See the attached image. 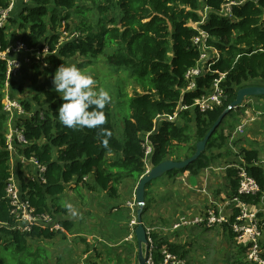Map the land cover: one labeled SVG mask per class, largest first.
<instances>
[{
	"label": "trees",
	"instance_id": "1",
	"mask_svg": "<svg viewBox=\"0 0 264 264\" xmlns=\"http://www.w3.org/2000/svg\"><path fill=\"white\" fill-rule=\"evenodd\" d=\"M30 1L13 17V22L28 48L48 47L44 59L47 66L32 59L28 67L22 68L23 81L17 82L15 92L25 111L18 118L28 140L23 154L45 164L46 181L42 184L25 180L22 172L17 173V179L35 211L51 213L67 232L72 229V222L64 218L68 210L62 198L67 186L81 185L115 196L126 178L137 184L144 172L141 141L146 133L150 132L152 166L166 159H185L194 153L196 143L204 138L239 88L264 85V0H233L237 3L231 6L230 16L222 13L227 0H84L89 4L82 0ZM7 4L8 0H0V11ZM204 6L207 10L203 14ZM191 24L206 30L210 35L208 43L221 53L213 69L225 72L220 83L225 100L211 111L183 110L178 120H155L157 115L172 114L179 102L191 104L217 77V73L202 75L196 78L195 88L186 89L185 73L199 58V51L192 44L197 31ZM69 30L78 32V37L60 42L62 33L68 37ZM7 35L5 28L0 30L1 49L17 37ZM100 55L113 69L135 73L142 90L124 96L127 103L121 127L114 118L112 99L104 109V125L68 128L58 120V108L63 101L54 89L55 72L62 64L78 67L91 64ZM79 58L82 59L77 61ZM5 70V60L0 59V256L9 252V258H0V264H39L41 248H33L34 241L55 233L37 227L30 233H22L13 228L15 222L5 194L10 176V155L5 148L8 122L2 103ZM26 82L34 91L29 95L23 89ZM236 109L226 117L233 116ZM223 121L200 157L187 168L174 169L165 175L197 174L215 164L222 155L221 149L228 144ZM240 156L263 191L264 169L257 163L258 151L242 149ZM227 176L230 196L238 195L236 169L228 168ZM150 183L145 186V194ZM239 197L252 203L259 200V195ZM146 209L144 200L143 221ZM152 237L156 248L165 243L156 235ZM168 247L185 257L183 247L176 244ZM233 264L242 263L236 260Z\"/></svg>",
	"mask_w": 264,
	"mask_h": 264
},
{
	"label": "crops",
	"instance_id": "2",
	"mask_svg": "<svg viewBox=\"0 0 264 264\" xmlns=\"http://www.w3.org/2000/svg\"><path fill=\"white\" fill-rule=\"evenodd\" d=\"M22 6V0H17L15 11L8 21L11 22L13 17L18 16ZM12 23V25L10 23L6 26L11 25L10 27L18 30L16 23ZM14 39H10V42ZM76 66L78 67V65ZM23 74L21 72L19 75V81L22 80ZM16 84L14 83L10 89V95L13 98H15L14 93L17 94L15 92ZM17 95L19 96V94ZM248 100H251L252 105L247 104L239 107V119L237 116L234 117L235 121H232L230 125L236 126L242 118H247L244 131L238 135H242L241 137L245 138L246 142L241 141L237 143L236 147L240 150H257V163L264 169V96L253 97ZM252 108L258 111L256 119L250 115ZM15 118L10 120L13 127L19 125V119L14 120ZM228 120L231 119L228 118ZM227 139V147L221 149L222 155L217 159V164L203 168L197 174L184 172L171 177L163 175L162 178L155 179L153 183L151 181L145 194L147 206L144 213L145 223L169 225L179 215L203 213L209 203L205 198L206 196L201 195L199 191L203 184H207L209 200L213 201L214 204H221L224 199L230 197L227 169L232 163L238 162L240 153L237 156L228 153V149H233L234 146L229 145L230 136ZM12 166L16 174L22 172L25 180L34 174L32 167L21 162V156L17 152L13 155ZM131 183V179H126L119 186L116 195L112 197L103 191H93L96 194L91 196L87 207L83 206L81 199L84 198V194H82L80 187L74 189V185L67 186L63 193V202L73 205L75 202L71 199L72 197L66 196V194L67 191L70 195L76 193L77 202L80 205L78 210L80 215L72 217L71 212L67 211L64 218L72 222V229L67 232V235L55 233L50 238L39 237L34 241V246L39 248V241L40 243H47L46 248L55 259V264H75L84 252H89L92 264H136L138 245L135 238H128L130 210L125 205L128 200L132 199V197H127L132 187ZM261 200H258L257 205L260 208L258 217L262 226L260 239L264 244V197ZM93 238H96L99 243ZM162 239L167 246L168 244H176L183 247L182 252L185 253L186 264H233L240 257V253L245 250V247L234 243V233L230 228L221 224L212 227L196 225L181 228L172 236L167 235ZM72 240L77 242V248H72L69 245L72 244Z\"/></svg>",
	"mask_w": 264,
	"mask_h": 264
},
{
	"label": "built area",
	"instance_id": "3",
	"mask_svg": "<svg viewBox=\"0 0 264 264\" xmlns=\"http://www.w3.org/2000/svg\"><path fill=\"white\" fill-rule=\"evenodd\" d=\"M17 0H8L7 6L0 11V30L4 29L7 22L12 18V14L16 8ZM254 2L258 0H253ZM23 6L29 5L30 0H22ZM237 3L233 0H227L223 5L222 13L230 16L231 6ZM22 6V8H23ZM21 8V9H22ZM207 8L203 7V14L206 13ZM196 29V34L192 38V44L199 51V58L196 64L189 68L185 73V80L187 81L186 89L191 90L196 86V78L206 74L217 73L214 77L209 89L198 97L194 98L191 104L178 103L172 114L157 115L155 120L166 118L170 121L178 120L179 113L183 110L198 109L200 112L211 111L216 107L222 106L225 100V92L220 83L225 77V72H218L213 69V65L218 62L221 57L219 50L208 43L210 38L209 33L197 24H191ZM70 31L68 37L62 33L60 42L68 39L74 40L78 37V32ZM10 42L5 49L0 48V59L5 60L6 70L3 90L6 92V98L3 102V110L7 116L8 130L5 134V148L10 155V176L5 187L6 199L9 204V211L12 215L16 228L22 233H30L34 227L39 229H48L54 233L67 234L66 229L59 223V221L49 212H36L35 208L30 204L28 196L23 193L20 182L17 179V174L13 170L12 162L14 153H19L21 162L32 167L34 174L27 177L31 181H37L42 184L46 179L44 176L46 166L40 162L36 157H26L23 154V149L28 145V140L24 134V128L21 125L13 127L10 120L18 116H22L25 111L21 102L10 95V89L13 83L19 81V75L23 67H28L32 59L34 61L44 62L45 56L49 50L46 45L41 49H31L19 38ZM249 98L244 99L241 107L250 103ZM247 118H242L232 131L224 132L229 137V145L233 137L241 134L244 131ZM150 132L143 136L141 147L143 149V164L144 172L147 173L152 164L150 163V155L152 154V146L149 140ZM229 167L236 169V178L238 181L237 193L238 195L230 196L223 200L221 204H214L209 200V193L207 184H203L199 189L201 195L209 201L206 210L201 214H182L175 218L169 225L147 224L141 219V223L145 227L147 236V254L145 264H186L185 258L181 257L175 252H172L167 245L162 244L159 248L155 247L152 235H156L161 239L167 235L172 236L174 232L180 231L181 228H188L196 225L205 227H212L217 224L226 225L234 233V243L245 247L244 257L239 259L242 264H264V244L261 242V224L258 217L260 208L257 203L248 202L239 197V195L259 196L262 201L264 194L257 181L249 175L246 170L245 163L242 157L238 162L232 163ZM142 174V175H143ZM86 179V178H85ZM126 207L130 210V219L128 222L129 237L135 238L134 229L138 224L137 209L138 203L133 195L132 199L126 202ZM227 209V210H226ZM75 264H92L89 252H84Z\"/></svg>",
	"mask_w": 264,
	"mask_h": 264
},
{
	"label": "rangeland",
	"instance_id": "4",
	"mask_svg": "<svg viewBox=\"0 0 264 264\" xmlns=\"http://www.w3.org/2000/svg\"><path fill=\"white\" fill-rule=\"evenodd\" d=\"M82 2H86V4H89V1L82 0ZM12 22H13L12 20H11V22L8 21L7 24L11 23V25H12L13 24ZM11 25L5 27V32L8 34L9 38H10V36H18L20 34V32H18V30H16V28L10 27ZM68 32H70V30ZM81 59L82 58H79V59H77V61H80ZM78 68L80 70H82L83 72H85V73L93 75V77L97 80V88L98 89L99 88H103V89H106V90L109 91V93H110V95H111V97L113 99V104L115 105V107H113V109H114L113 110L114 118H115L116 123L118 124V127H121L122 116H123L124 111L126 109L125 106H126V103H127L126 98L124 96H126V94H128V93L132 94L134 90L139 91V92H141V90H142L141 89V85L139 84V82L136 79V74L135 73H131L130 72L131 70H128V69H124V70H120V71L116 70V69H113L112 67H110V66H108L106 64V62H105V60H104L102 55H100L98 58L93 60L91 62V64H85V65H83L81 67H78ZM23 89L26 90V94H30L31 91H33L32 88L29 86V83H27V82L24 84ZM121 94H123V95H121ZM14 95H15L14 96L15 99H19L18 97H20V96H18L15 93H14ZM6 96H7L6 92L3 90V99H2L3 101H2V103L4 102ZM248 104H249V106L252 105L251 103H248ZM239 112L240 111L238 109H236V111L233 113V116L230 117L231 120H228L229 117L225 118V120L223 121L224 122L223 123L224 124L223 125L224 132H226V130H231V131L233 130L235 125L234 126L230 125V123L232 121H235L236 116L239 119ZM257 112L258 111H255L252 108V111H251L250 115L256 119V116L258 115ZM119 130H121V129L119 128ZM119 130H118V132H119ZM241 136L237 135V136L233 137V139L231 140V144L230 145L234 146V148L233 149L229 148L228 149V151H229L228 153L233 154L234 156H237L240 153V149L239 148L237 149V147H236L237 143H239L241 141L242 142H246V139L242 138ZM217 163H218V161H216L215 164H217ZM162 177H160V178H162ZM126 179H131V178H126ZM131 180H132V183H131L132 187L130 189L129 195H127L128 198L133 197L132 196L133 195V191L135 190V187H136V182L133 179H131ZM154 181L155 180H153L152 183ZM78 187H80V190H81L82 194H84V198L81 199L82 203L84 204L83 206L87 207V205L89 204V202L91 200V196H94L96 194L95 192H93L95 190L94 189L89 190V189H87V188H85V187H83L81 185H79ZM75 188L76 187H74V189ZM66 196H71L72 197L71 199L75 202V203L73 202L74 203L73 207L76 208L77 210H79V206L80 205L77 202V194L73 193L72 195H70L69 191H67ZM76 229H78V228H76ZM187 230H189V229H187ZM261 233H262V226H261ZM65 235H67V234H65ZM93 239L96 240V238H93ZM71 242H72V244H69V245L72 248H77L78 247L77 246V242H75L74 240H72ZM96 242L99 243L98 240H96ZM38 244L41 247L40 252H39L40 253L39 256L41 257V258H39V262H40L39 264H55V262H54L55 259L52 257L50 251L47 250V248H46L47 243H40V241H39ZM33 248H36V247L33 245ZM53 251L56 252L55 249H53ZM56 254L58 255L57 252H56ZM239 256L240 257H238L236 259L237 261L244 257V252L243 253L241 252ZM3 257L4 258L5 257L9 258V252L2 253L0 258L3 259ZM29 259H30L29 261H33L34 258L33 259L29 258ZM136 264H138V260H137Z\"/></svg>",
	"mask_w": 264,
	"mask_h": 264
},
{
	"label": "clouds",
	"instance_id": "5",
	"mask_svg": "<svg viewBox=\"0 0 264 264\" xmlns=\"http://www.w3.org/2000/svg\"><path fill=\"white\" fill-rule=\"evenodd\" d=\"M54 89L60 94L62 103L58 108V120L72 129L98 128L106 123L104 109L112 97L108 90L97 88L92 74L80 70L75 64H62L53 77ZM104 134L107 135V130ZM72 217L80 215L71 203L65 204Z\"/></svg>",
	"mask_w": 264,
	"mask_h": 264
},
{
	"label": "water",
	"instance_id": "6",
	"mask_svg": "<svg viewBox=\"0 0 264 264\" xmlns=\"http://www.w3.org/2000/svg\"><path fill=\"white\" fill-rule=\"evenodd\" d=\"M258 96H264V85H253L239 88L236 92L235 98L228 104V106L213 122L209 130L206 132L204 138L196 143L195 151L191 156L182 160L166 159L160 162L159 164L153 165L147 173L143 174L139 178V181L136 184L134 190V197L136 202L138 203L136 216L138 224L134 229L135 240L136 244L138 245V264H145L147 254V236L145 232V227L141 223V212L144 206L146 184L165 175L167 172L172 171L174 169L179 170L187 168L189 164L193 163L198 157H200L202 152H204L208 139L211 137L213 132H215V130L219 127L226 115L231 110L240 107L244 99Z\"/></svg>",
	"mask_w": 264,
	"mask_h": 264
}]
</instances>
